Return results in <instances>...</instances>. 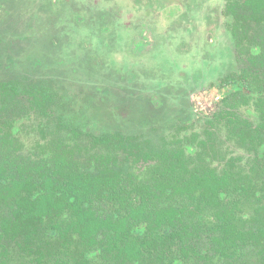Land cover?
I'll return each mask as SVG.
<instances>
[{"label":"trees","instance_id":"obj_1","mask_svg":"<svg viewBox=\"0 0 264 264\" xmlns=\"http://www.w3.org/2000/svg\"><path fill=\"white\" fill-rule=\"evenodd\" d=\"M225 15L240 66L201 134L178 109L164 136L160 99L125 110L133 129L98 106L67 123L65 96L0 72V264H264V0Z\"/></svg>","mask_w":264,"mask_h":264},{"label":"rangeland","instance_id":"obj_2","mask_svg":"<svg viewBox=\"0 0 264 264\" xmlns=\"http://www.w3.org/2000/svg\"><path fill=\"white\" fill-rule=\"evenodd\" d=\"M226 3L0 0V72L41 81L65 96L68 108L60 117L67 123H87L94 112L100 116L98 106L116 119L110 124L112 119L100 117L98 125L133 129L138 122L123 116L160 99L167 120L164 136L174 135L168 125L178 109L201 134L206 116L223 107L212 102L224 83L220 80L240 66ZM220 136L225 142L222 129ZM20 137L25 150L40 139L35 115Z\"/></svg>","mask_w":264,"mask_h":264},{"label":"flooded vegetation","instance_id":"obj_3","mask_svg":"<svg viewBox=\"0 0 264 264\" xmlns=\"http://www.w3.org/2000/svg\"><path fill=\"white\" fill-rule=\"evenodd\" d=\"M142 42H144V43H147L148 42V39L147 38H144V36L142 37ZM133 42V41H132ZM139 49L138 50H141V49H143L141 46H139L138 47ZM221 91H222V88H219L218 90H217V94H219V96L218 97H216V95L212 98V102H214V103H216L217 101H218V99L220 98V94H221ZM211 102V103H212ZM211 105V104H210Z\"/></svg>","mask_w":264,"mask_h":264}]
</instances>
